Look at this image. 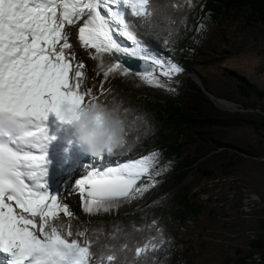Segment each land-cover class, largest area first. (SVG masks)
<instances>
[{"label": "snow or ice", "instance_id": "obj_1", "mask_svg": "<svg viewBox=\"0 0 264 264\" xmlns=\"http://www.w3.org/2000/svg\"><path fill=\"white\" fill-rule=\"evenodd\" d=\"M165 7L162 0H0V264H121L127 243L98 253L87 230H73L63 219L61 213H74L59 198L62 185L65 195L78 191L83 211L95 214L148 191L160 172L154 155L113 165L105 156L90 159L77 144L65 108L78 114L99 96L83 86L86 65L69 29L101 67L105 54L114 57L104 81L132 71L146 85L163 87L158 76L185 70L150 55L133 33L154 24ZM122 57L147 67L140 71ZM143 178L147 184L138 183ZM163 242L136 246L131 264H149L147 253Z\"/></svg>", "mask_w": 264, "mask_h": 264}, {"label": "rangeland", "instance_id": "obj_2", "mask_svg": "<svg viewBox=\"0 0 264 264\" xmlns=\"http://www.w3.org/2000/svg\"><path fill=\"white\" fill-rule=\"evenodd\" d=\"M70 32L78 35L75 29L70 28ZM121 37L119 39H126ZM197 43L206 55L195 60L193 66L189 63L179 65L185 71L173 75L170 79L158 76L163 87L148 86L139 76L131 73L123 77L119 74L114 76L115 81L111 84H119L128 92L166 100H174L177 97L181 99L182 105L195 102L202 107V110L207 109L206 102L209 101L222 113L238 114L252 121L264 120L261 102L254 96L251 98L241 96L236 79L228 72L232 71L243 76L260 92H264V23L250 27L238 21L237 14L226 13L219 24L208 21L204 23ZM73 46L78 59L86 65V89L89 86L96 87L98 92L102 93L100 82L104 81L103 77L100 75L92 80L93 59L89 55L81 56L79 45L74 43ZM145 50L155 56L154 52L147 48ZM159 71L156 69L157 73ZM193 71L199 75L201 83L215 99L210 100L201 91L199 84L193 79ZM129 79H134L135 85L127 87ZM213 131H215L213 137L216 139L246 149L256 156L231 159L229 155H221L220 150H217L204 158L208 161L212 157L209 163H205L207 165L198 170H196L198 166L193 165L192 170L182 180L176 175L165 176L148 191L124 200L130 209L115 216L90 220L88 213L83 211L81 200L80 208H76L73 204L70 209L74 213V218L63 216V213L61 216L87 226L94 221L115 218L127 212L146 208L176 191L185 190L191 196V202L201 207L198 217L177 231L174 243L175 249L186 256L187 264L226 262L264 264L256 252L251 261L247 259L251 251V241L261 234L259 221L262 219V209H264V130L259 135L252 127L244 125L235 129L218 128ZM196 145L197 143L189 144L185 150L192 155ZM199 148L206 149L203 145ZM211 148L212 146L208 145V149ZM107 155L105 157L109 160ZM222 165L226 167L223 168ZM203 172L211 175L204 177ZM140 183L147 184V178Z\"/></svg>", "mask_w": 264, "mask_h": 264}, {"label": "trees", "instance_id": "obj_3", "mask_svg": "<svg viewBox=\"0 0 264 264\" xmlns=\"http://www.w3.org/2000/svg\"><path fill=\"white\" fill-rule=\"evenodd\" d=\"M162 2L168 4V7L160 9L154 17L155 23L141 24L139 33L134 31L133 34H138V39L142 40L156 57L166 62L171 60L178 65L189 63L193 66L195 60L206 55L197 43L201 25L206 21L219 24L226 13H232L237 14L238 21L250 27L264 23V0H192L191 6L185 0ZM228 72L236 79L240 95L246 98L254 96L261 102L260 107L264 112V92H260L243 76ZM85 83L86 77L83 80L86 89ZM92 89L99 96L97 102L116 109L128 125L127 144L107 155V161L110 163L135 162L154 155V171L160 172V175L155 176L156 181L170 175H176L182 180L192 170L193 165L198 166L196 170L207 165L205 163H209L212 157L208 161L204 158L217 150H220L219 154L229 155L231 159L256 156L246 149L216 139L213 137V130L235 129L245 125L261 135L264 130L263 119L252 121L238 114H225L214 108L209 101L206 102L207 109L202 110L195 102L182 105L181 99L177 97L174 100H166L128 92L116 83L111 84L102 93H99L96 87ZM195 143L197 145L191 155L185 147ZM200 145L206 149H200ZM208 145L212 146L210 150ZM210 175L203 172L204 177ZM188 194L185 190H179L146 208L115 218L94 221L87 226L72 219H63L70 220L69 226L73 230H87L86 234L95 240L93 247L98 253L105 248L119 250L127 243L128 248L119 252L121 264H131L136 246H142L149 240L156 243L160 239H163V244L155 251L147 253L152 258L149 264H187L186 256L175 249L174 243L177 231L197 218L201 210L199 204L191 202V196ZM259 227L261 234L251 241V251L247 259L251 261L256 252L264 262V209Z\"/></svg>", "mask_w": 264, "mask_h": 264}, {"label": "clouds", "instance_id": "obj_4", "mask_svg": "<svg viewBox=\"0 0 264 264\" xmlns=\"http://www.w3.org/2000/svg\"><path fill=\"white\" fill-rule=\"evenodd\" d=\"M65 117L72 121V132L84 154L100 158L127 144L128 125L119 112L104 103L88 105L78 114L65 108Z\"/></svg>", "mask_w": 264, "mask_h": 264}, {"label": "bare ground", "instance_id": "obj_5", "mask_svg": "<svg viewBox=\"0 0 264 264\" xmlns=\"http://www.w3.org/2000/svg\"><path fill=\"white\" fill-rule=\"evenodd\" d=\"M69 39H70V43H72V44L75 43L77 46L79 45L78 35H75L74 32H70V29H69ZM80 50H81V52H80L81 56H86V55H89L88 54L89 52H94V50H91V49L88 51H85L81 47H80ZM78 55H79V53H78ZM114 62L115 61L110 56H108L107 54H105V56L103 58V67L100 66L99 61L93 59L94 70H93L92 80H95V78H98L100 75L103 77V71L107 69L109 64L114 63ZM114 76H118V74L110 76V78L104 82L105 89L112 82L115 81ZM134 76H139V75L136 74ZM103 80H104V77H103ZM135 83H136V81H134V79H129V82H127L126 85H127V87H129V86L135 85ZM50 119H54V117H50ZM101 163H103V162H101ZM118 163H120V162H118ZM111 164L115 165L114 163H111ZM65 186L67 187V185H62V190L60 192L59 198L62 199L66 204H68L70 209L72 208L73 204L75 205L76 208H80L81 204H80V197H79L78 191H73L71 194L65 195V193L67 191V188ZM127 209L129 210L130 207H128L126 205V202L124 200L123 201H113L112 207L109 211H107V212L102 211V212H97L95 214H88V219L92 220V219L99 218V217H110V216L112 217V216H115V215H117V214H119V213H121Z\"/></svg>", "mask_w": 264, "mask_h": 264}, {"label": "water", "instance_id": "obj_6", "mask_svg": "<svg viewBox=\"0 0 264 264\" xmlns=\"http://www.w3.org/2000/svg\"><path fill=\"white\" fill-rule=\"evenodd\" d=\"M111 57V56H110ZM114 61V57H111ZM122 60H126L128 61L129 63L137 66L138 70L140 71H143L144 68H146L147 66L146 65H143V62L142 61H138L136 60L135 58H127V57H122ZM194 72V71H193ZM129 73H132V74H137L136 72H132L130 71ZM199 75L197 73L194 72V80L199 84L200 86V89L201 91L206 94L208 96V98L211 100V99H215L214 96H212L211 94L208 93V91L206 90L205 86L201 83L200 79H199ZM146 179V178H143V180ZM140 183V182H138ZM123 200H126V199H120V200H116V201H123Z\"/></svg>", "mask_w": 264, "mask_h": 264}]
</instances>
